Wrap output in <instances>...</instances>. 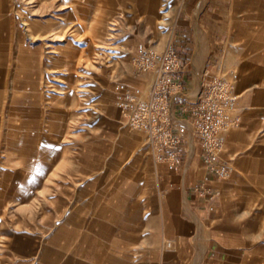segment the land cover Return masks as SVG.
<instances>
[{"label":"rangeland","instance_id":"rangeland-1","mask_svg":"<svg viewBox=\"0 0 264 264\" xmlns=\"http://www.w3.org/2000/svg\"><path fill=\"white\" fill-rule=\"evenodd\" d=\"M179 1L0 0L1 129L9 120L19 124L18 109L8 111L10 97L17 102L31 93L41 97L44 193L51 194L50 179L57 173L74 176L75 192L84 196L76 209L86 206L92 229H139L140 248L125 249L119 264H201L212 244L231 254L220 264H243L246 251L259 261L264 257L260 180L221 179L227 183L218 184L210 198L217 208L200 216L188 203L187 192L203 170L192 160L177 170L166 161L156 163L144 134L126 124L117 106L125 93L148 96L152 74L135 72L134 61L142 49L158 52L173 46ZM195 40L189 100L203 89L198 64L205 42L199 31ZM188 142L190 152L195 151ZM2 169L0 181L6 182L11 175ZM30 172H21L24 184ZM18 206L3 201L0 212Z\"/></svg>","mask_w":264,"mask_h":264},{"label":"crops","instance_id":"crops-1","mask_svg":"<svg viewBox=\"0 0 264 264\" xmlns=\"http://www.w3.org/2000/svg\"><path fill=\"white\" fill-rule=\"evenodd\" d=\"M178 6L172 23L173 46L180 62L177 82L185 93L190 92L195 34L199 31L205 42L200 66L202 86L215 77L230 83L240 117L237 125L222 134L220 158L230 167L227 180L258 179L264 187V0H180ZM36 97L31 93L18 102L10 97L8 111L18 109L19 120L15 121L19 124L12 125L9 120L7 128L1 129L0 123V166L11 175L6 182L0 181V202L19 204L7 213L0 212V264H119L125 249L140 248L139 229L122 225L92 229V224L86 223V206L76 209L75 203L84 202V196L76 194L74 176L61 177L57 173L58 177L50 179L51 194L44 193L48 186L43 167L44 111L43 100ZM191 142L195 151L190 152L189 142L184 145L180 167L185 169L192 160L203 170V175L188 185L187 201L204 216L217 208L210 199L212 192L227 181L207 174L200 146ZM29 170L30 179L24 184L21 172ZM62 187H67V192H61ZM263 228L260 233H264ZM204 254L206 261L201 264H220L231 257L230 253L217 251L214 244L207 245ZM242 260L243 264H264V257L258 261L248 251Z\"/></svg>","mask_w":264,"mask_h":264},{"label":"built area","instance_id":"built-area-1","mask_svg":"<svg viewBox=\"0 0 264 264\" xmlns=\"http://www.w3.org/2000/svg\"><path fill=\"white\" fill-rule=\"evenodd\" d=\"M134 66L137 73L152 74L148 96L125 93L118 97L117 106L126 124L144 134L153 160L166 161L177 170L183 164L184 145L196 141L207 174L217 179L227 178L230 167L220 158L222 134L240 122L230 83L215 77L195 99H187L189 93L177 82L180 62L171 44L158 52L140 50Z\"/></svg>","mask_w":264,"mask_h":264},{"label":"bare ground","instance_id":"bare-ground-1","mask_svg":"<svg viewBox=\"0 0 264 264\" xmlns=\"http://www.w3.org/2000/svg\"><path fill=\"white\" fill-rule=\"evenodd\" d=\"M25 25H26V24H25ZM199 36H200V35H199ZM199 38H201V37H199ZM199 41H200V40H199ZM197 43H198V42H197ZM202 43H203V42H202ZM200 44H201V42H200ZM200 44H199V45H200ZM201 47H203V44H202ZM201 49H202V48H201ZM203 49H204V48H203ZM201 51H202V50H201ZM199 53H200V52H198V53L196 52V54H199ZM202 53H203V52H202ZM195 56H196V55H195ZM202 56H203V55H202ZM198 57H199V55H198ZM199 58H200V57H199ZM196 59H197V58H196ZM198 60H199V59H198ZM198 62H199V61H198ZM198 62L196 61V63H198ZM200 63H201V62H200ZM198 66L200 67L201 65L198 64ZM196 70H198V68H197ZM197 72H198V71H197ZM198 74H199V73H198ZM199 77H200V76H199ZM199 77H198V79H199ZM198 79H197V80H198ZM197 80H195V82H196ZM196 85H197V84H196ZM194 86H195V85H194ZM198 87H199V85H198ZM194 90H195V89H194Z\"/></svg>","mask_w":264,"mask_h":264}]
</instances>
